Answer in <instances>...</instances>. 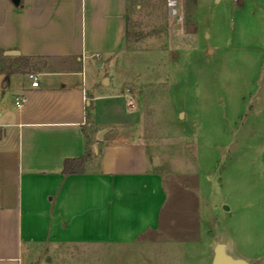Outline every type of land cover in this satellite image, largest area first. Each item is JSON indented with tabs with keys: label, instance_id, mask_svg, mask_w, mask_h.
<instances>
[{
	"label": "crops",
	"instance_id": "crops-1",
	"mask_svg": "<svg viewBox=\"0 0 264 264\" xmlns=\"http://www.w3.org/2000/svg\"><path fill=\"white\" fill-rule=\"evenodd\" d=\"M174 1V17L183 14L182 24L197 28L213 2ZM235 1L231 49L264 58V0ZM225 20L224 13L213 20V55L223 47L219 28L228 26ZM129 47L130 0H0V264H23L25 243L134 245L149 243L140 237L159 228L167 189L149 144L110 135L95 141L94 154L89 151L91 139L116 121L100 120L110 97L86 71L109 65ZM30 71L38 75L37 86ZM19 95L25 96L20 107ZM80 157H86L84 169L65 174L64 161ZM262 176L253 183L264 188ZM249 231L244 221L225 222L224 253L264 264V228L260 245ZM216 246L205 248L209 264Z\"/></svg>",
	"mask_w": 264,
	"mask_h": 264
},
{
	"label": "rangeland",
	"instance_id": "rangeland-1",
	"mask_svg": "<svg viewBox=\"0 0 264 264\" xmlns=\"http://www.w3.org/2000/svg\"><path fill=\"white\" fill-rule=\"evenodd\" d=\"M174 2L130 0L129 51L86 71L110 97L100 120L116 121L89 151L110 135L149 144L167 189L159 228L134 245L25 243L23 264H209L205 248L220 243L228 221L246 222L261 244L264 188L253 182L264 172V58L231 49L235 0L209 1L199 28L174 17ZM222 13L228 26L219 28L223 47L213 55V20ZM238 201L237 210L225 208Z\"/></svg>",
	"mask_w": 264,
	"mask_h": 264
},
{
	"label": "water",
	"instance_id": "water-1",
	"mask_svg": "<svg viewBox=\"0 0 264 264\" xmlns=\"http://www.w3.org/2000/svg\"><path fill=\"white\" fill-rule=\"evenodd\" d=\"M15 3H18L19 0H13ZM6 54H17L18 52L15 50H7L5 52ZM107 132V130H102L98 134V138H103L104 134ZM153 163L158 164L159 158L154 156ZM225 208L228 209V206L225 205ZM213 264H248L244 259H236L232 258L228 254L224 253L223 247L221 243H218L215 249V256L213 258Z\"/></svg>",
	"mask_w": 264,
	"mask_h": 264
},
{
	"label": "trees",
	"instance_id": "trees-1",
	"mask_svg": "<svg viewBox=\"0 0 264 264\" xmlns=\"http://www.w3.org/2000/svg\"><path fill=\"white\" fill-rule=\"evenodd\" d=\"M86 157L69 158L64 161V173H76L84 169Z\"/></svg>",
	"mask_w": 264,
	"mask_h": 264
},
{
	"label": "built area",
	"instance_id": "built-area-1",
	"mask_svg": "<svg viewBox=\"0 0 264 264\" xmlns=\"http://www.w3.org/2000/svg\"><path fill=\"white\" fill-rule=\"evenodd\" d=\"M28 77L31 80V84L33 86H37L39 84L38 75L35 72L30 71L28 73ZM24 101H25V96L24 95H19V96L16 97V104H17L18 107L22 106Z\"/></svg>",
	"mask_w": 264,
	"mask_h": 264
}]
</instances>
